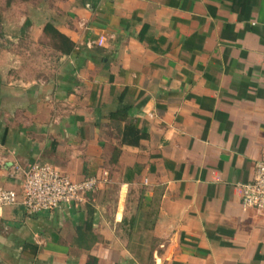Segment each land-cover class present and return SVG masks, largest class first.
<instances>
[{
    "label": "crops",
    "instance_id": "1",
    "mask_svg": "<svg viewBox=\"0 0 264 264\" xmlns=\"http://www.w3.org/2000/svg\"><path fill=\"white\" fill-rule=\"evenodd\" d=\"M55 1L34 31L74 50L0 73V188L21 200L35 163L101 184L0 209V264H264L241 187L264 159V0Z\"/></svg>",
    "mask_w": 264,
    "mask_h": 264
},
{
    "label": "built area",
    "instance_id": "2",
    "mask_svg": "<svg viewBox=\"0 0 264 264\" xmlns=\"http://www.w3.org/2000/svg\"><path fill=\"white\" fill-rule=\"evenodd\" d=\"M23 174V198L19 200L14 189L0 188V209L20 205L28 215L54 211L62 206L85 202L101 184L96 177L75 182L49 164H32ZM241 187L242 205L264 212V159L256 163L253 179Z\"/></svg>",
    "mask_w": 264,
    "mask_h": 264
},
{
    "label": "rangeland",
    "instance_id": "3",
    "mask_svg": "<svg viewBox=\"0 0 264 264\" xmlns=\"http://www.w3.org/2000/svg\"><path fill=\"white\" fill-rule=\"evenodd\" d=\"M55 3V0H0L1 74L7 72L22 81L54 71L53 61L50 62L55 56L52 42L45 35L40 37L34 28L40 29L46 15L39 14L53 11Z\"/></svg>",
    "mask_w": 264,
    "mask_h": 264
},
{
    "label": "trees",
    "instance_id": "4",
    "mask_svg": "<svg viewBox=\"0 0 264 264\" xmlns=\"http://www.w3.org/2000/svg\"><path fill=\"white\" fill-rule=\"evenodd\" d=\"M86 4V2H84ZM29 22H26V24ZM44 35L53 45V49L62 55H69L74 50V43L64 34L60 33L54 24L49 21L44 27Z\"/></svg>",
    "mask_w": 264,
    "mask_h": 264
}]
</instances>
